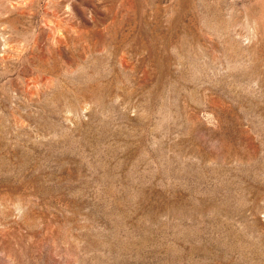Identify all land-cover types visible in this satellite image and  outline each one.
<instances>
[{"label":"rangeland","instance_id":"obj_1","mask_svg":"<svg viewBox=\"0 0 264 264\" xmlns=\"http://www.w3.org/2000/svg\"><path fill=\"white\" fill-rule=\"evenodd\" d=\"M0 264H264V0H0Z\"/></svg>","mask_w":264,"mask_h":264}]
</instances>
